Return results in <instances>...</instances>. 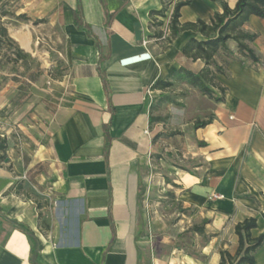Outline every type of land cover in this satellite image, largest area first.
<instances>
[{
    "label": "crops",
    "instance_id": "crops-1",
    "mask_svg": "<svg viewBox=\"0 0 264 264\" xmlns=\"http://www.w3.org/2000/svg\"><path fill=\"white\" fill-rule=\"evenodd\" d=\"M6 1L14 14L2 17L6 28L10 17L21 25L19 14L56 28L62 70L50 79L44 114L27 113L31 106L13 105L20 83L11 81L0 51V264H33L16 224L41 243L40 264H219L221 249L235 253L236 223L255 216L251 234L264 235V15H250L241 27L255 34L247 44L257 61L242 56L233 39L225 43L230 53L216 52L223 72L214 80L224 91L215 101L170 76L204 67L182 52L190 38L203 37L186 29L158 40L150 12L162 0ZM236 1L172 0L171 8L187 2L180 24L209 23L222 2ZM66 10L80 13L88 29ZM167 79L170 87L152 89L158 105L175 84L191 91L174 107L171 128L159 117L165 109L146 95ZM202 219L197 233L192 226ZM254 260L264 264V241Z\"/></svg>",
    "mask_w": 264,
    "mask_h": 264
},
{
    "label": "trees",
    "instance_id": "trees-1",
    "mask_svg": "<svg viewBox=\"0 0 264 264\" xmlns=\"http://www.w3.org/2000/svg\"><path fill=\"white\" fill-rule=\"evenodd\" d=\"M169 1L170 0H162V8L150 12L151 16L163 15L164 10L166 9V3ZM186 3L187 2H177L174 5L170 24V34L164 42H170L182 30L191 29L199 32L203 38H190L182 52L184 56L191 60L201 59L204 62V67L198 72H193L180 67L177 71L172 72L170 76H174L176 80L187 82L203 95H206L215 101H221L224 89L223 87L216 85L214 78L215 73H221L223 70L216 62L214 56L218 50L230 53L226 48L225 43L228 39H233L236 42L238 52L242 56H245L252 61L258 60L253 49L247 44V41H252L255 38V34L245 32L241 27L250 15L260 17L264 15V0H237L233 7H229L226 2H222V11L215 13L209 23L197 19L194 22L180 24L178 21L179 9ZM65 13L73 14V22L78 28L83 30L88 29L87 25L84 24L80 13H76L73 10H66ZM7 15L12 16L14 14L6 8V3H3L0 5V51L3 53L1 59L3 61L4 59L10 60L14 63L24 62L29 58L28 54L16 46L15 41L9 36L7 28L1 20L3 16ZM16 17L22 20H28V17L25 14H19ZM40 21L42 20L36 19L33 22ZM160 24V21L151 20L150 22V25L155 28H158ZM155 36L159 37L160 31L155 32ZM172 84L173 82L168 79L165 81L156 80L151 88L163 89L170 87ZM215 86L217 87L218 94H216L212 88ZM210 120V118L203 120L196 119L194 127H203L207 125ZM199 145H205V143L199 142ZM5 150L6 140L0 137V160L5 159ZM179 167L185 169L184 167ZM166 181H170V179L166 177ZM207 221V219H202L200 224L192 226V230L197 233H202L203 226ZM16 226L28 236L31 244L30 261L33 264H40L39 251L41 249V243L30 229L22 224H16ZM255 227V216L245 218L234 225V232L238 238L235 253L231 254L226 249H221L219 251V264H254V254L264 241L263 234L256 237L252 236L251 230Z\"/></svg>",
    "mask_w": 264,
    "mask_h": 264
},
{
    "label": "rangeland",
    "instance_id": "rangeland-1",
    "mask_svg": "<svg viewBox=\"0 0 264 264\" xmlns=\"http://www.w3.org/2000/svg\"><path fill=\"white\" fill-rule=\"evenodd\" d=\"M3 3L9 4L6 0H0V5ZM7 21V28L10 34H14V30L24 29L28 36L30 37V43L28 48L21 45L13 38L16 46L19 47L23 52L28 54L29 58L24 62L14 63L10 60L3 61V66L5 70L12 73L9 77L14 83H20V91H16L10 94V98H14L13 105L18 108V105H27L31 109L27 113H33L39 116V114H44L45 108V98H47L48 91L46 89L50 88L51 84H47V80H55L62 68V55H61V41L56 28L48 27L44 24H39V22H29L22 21L21 25L18 24L16 18L10 17ZM26 33V34H27ZM13 35V36H14ZM16 36V35H15ZM19 40V39H18ZM191 92V91H190ZM186 87H180L179 84H175L169 90L166 100H164L163 105H158L160 95H155L153 97V104L157 107L164 108V115H160L163 126L171 128V124L174 122L173 119V109L174 107L180 106V99L184 100L187 94L190 93ZM163 96V95H162ZM163 100V99H162ZM48 109V108H47ZM26 113L24 117H28ZM14 116L11 118L13 120ZM36 118V117H35ZM38 121V119H35ZM16 125V124H12ZM15 130L19 133L18 128ZM172 164L171 159H166L164 162L163 177L168 176L165 174L168 165ZM163 211H168L165 207ZM175 220V215L170 217V222Z\"/></svg>",
    "mask_w": 264,
    "mask_h": 264
},
{
    "label": "built area",
    "instance_id": "built-area-1",
    "mask_svg": "<svg viewBox=\"0 0 264 264\" xmlns=\"http://www.w3.org/2000/svg\"><path fill=\"white\" fill-rule=\"evenodd\" d=\"M171 6H172V0H170L169 2L166 3V9L164 10L163 15H155L152 17V20L161 22V24L157 28L160 31V36L157 37L158 40L164 41L170 34V24H171L172 12H173V8H174V6L172 8H171ZM146 42L147 41H144V43H146ZM46 82H47V84H49L51 82V80L48 79ZM146 95L148 97L149 104H151L153 101V90L151 87L146 90ZM211 197L221 198L222 195L212 194Z\"/></svg>",
    "mask_w": 264,
    "mask_h": 264
},
{
    "label": "bare ground",
    "instance_id": "bare-ground-1",
    "mask_svg": "<svg viewBox=\"0 0 264 264\" xmlns=\"http://www.w3.org/2000/svg\"><path fill=\"white\" fill-rule=\"evenodd\" d=\"M15 35L18 37L21 45L25 48H28L30 43V37L28 36V34L25 33V35L19 36L18 33H15Z\"/></svg>",
    "mask_w": 264,
    "mask_h": 264
}]
</instances>
